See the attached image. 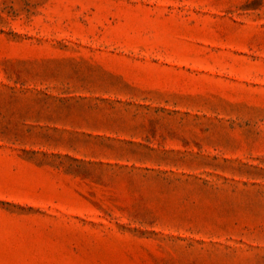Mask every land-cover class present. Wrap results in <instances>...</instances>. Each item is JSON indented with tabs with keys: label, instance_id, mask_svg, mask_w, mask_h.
Wrapping results in <instances>:
<instances>
[{
	"label": "rangeland",
	"instance_id": "obj_1",
	"mask_svg": "<svg viewBox=\"0 0 264 264\" xmlns=\"http://www.w3.org/2000/svg\"><path fill=\"white\" fill-rule=\"evenodd\" d=\"M0 264H264V0H0Z\"/></svg>",
	"mask_w": 264,
	"mask_h": 264
}]
</instances>
